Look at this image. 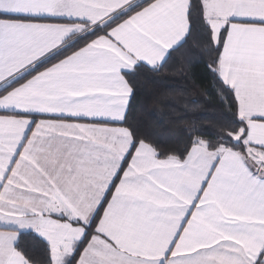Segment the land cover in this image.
Wrapping results in <instances>:
<instances>
[{
    "label": "snow or ice",
    "instance_id": "obj_1",
    "mask_svg": "<svg viewBox=\"0 0 264 264\" xmlns=\"http://www.w3.org/2000/svg\"><path fill=\"white\" fill-rule=\"evenodd\" d=\"M0 264H264V0H0Z\"/></svg>",
    "mask_w": 264,
    "mask_h": 264
},
{
    "label": "trees",
    "instance_id": "obj_2",
    "mask_svg": "<svg viewBox=\"0 0 264 264\" xmlns=\"http://www.w3.org/2000/svg\"><path fill=\"white\" fill-rule=\"evenodd\" d=\"M193 72L195 79L185 80L174 71L166 69L151 81L143 83L142 92L134 105L136 114L146 120L153 113L157 114L159 118L157 131L162 139L172 134L170 120L190 116L189 109L194 104L199 105L205 100L202 93L208 88V81L203 78L202 70L199 67L194 68ZM155 99L166 101L170 107L161 108L160 104L153 103ZM161 113L162 115H160ZM205 114L210 115L211 113Z\"/></svg>",
    "mask_w": 264,
    "mask_h": 264
}]
</instances>
